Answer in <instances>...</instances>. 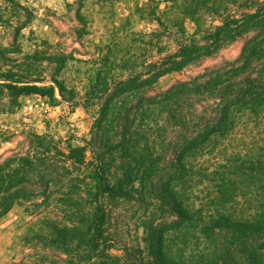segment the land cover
Wrapping results in <instances>:
<instances>
[{"label": "trees", "instance_id": "obj_1", "mask_svg": "<svg viewBox=\"0 0 264 264\" xmlns=\"http://www.w3.org/2000/svg\"><path fill=\"white\" fill-rule=\"evenodd\" d=\"M174 2L196 21L200 4H222ZM237 5L234 12L212 10L221 22L200 37L182 28L175 51L87 92L99 114L83 144L28 132L25 150L0 158V217L27 204L37 217L32 238L66 255L64 264H264V0ZM239 38L236 59L149 93L162 76ZM35 56L29 58L40 61ZM69 58H48L56 66L44 85L31 63L0 68V80L8 81L0 89L53 101L59 93V101L78 105V92L58 76ZM0 110L9 111L1 97ZM146 196L156 216L144 246L117 244L108 201ZM53 202L63 205L62 215L49 212Z\"/></svg>", "mask_w": 264, "mask_h": 264}, {"label": "rangeland", "instance_id": "obj_2", "mask_svg": "<svg viewBox=\"0 0 264 264\" xmlns=\"http://www.w3.org/2000/svg\"><path fill=\"white\" fill-rule=\"evenodd\" d=\"M238 2H201L197 8L203 15L196 21L174 0H0L1 70L31 63V75L45 78L37 84H50V72L56 63H50L48 58L65 52L70 58L58 76L79 94V104L73 106L59 101V93L53 101L39 93L12 98L0 89L9 110H0V158L25 150L28 132L49 133L75 145L83 144L99 114V105L84 97L87 92L104 82L126 78L140 71L143 62L175 51L182 28L188 37H200L204 29L221 22L211 15L212 10L234 12ZM243 43L244 38H239L212 56L162 76L149 93L164 91L207 67L236 59ZM108 202L109 233L116 235V243L143 245L146 227L156 216L151 197L141 201L113 198ZM62 206L53 202L48 210L62 215ZM36 219L27 204L15 205L0 217V264H64L62 258L66 255L32 238L30 227ZM111 252L123 251L113 247Z\"/></svg>", "mask_w": 264, "mask_h": 264}]
</instances>
